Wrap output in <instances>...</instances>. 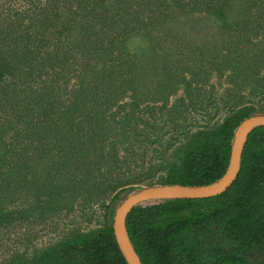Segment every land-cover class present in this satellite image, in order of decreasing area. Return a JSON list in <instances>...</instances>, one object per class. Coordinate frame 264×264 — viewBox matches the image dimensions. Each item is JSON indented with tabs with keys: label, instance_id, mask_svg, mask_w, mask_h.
<instances>
[{
	"label": "trees",
	"instance_id": "obj_1",
	"mask_svg": "<svg viewBox=\"0 0 264 264\" xmlns=\"http://www.w3.org/2000/svg\"><path fill=\"white\" fill-rule=\"evenodd\" d=\"M213 77L227 114L189 131L184 106L211 115ZM258 113L264 0H0V231L103 209L86 231L19 238L0 264H128L113 232L128 193L217 180ZM126 228L142 264H264V126L222 193L141 203Z\"/></svg>",
	"mask_w": 264,
	"mask_h": 264
},
{
	"label": "rangeland",
	"instance_id": "obj_2",
	"mask_svg": "<svg viewBox=\"0 0 264 264\" xmlns=\"http://www.w3.org/2000/svg\"><path fill=\"white\" fill-rule=\"evenodd\" d=\"M211 84H214V88H210L212 91L211 99L209 101V107L211 108V115H207L206 111L196 106L195 104L187 102L184 106L185 111V124L189 131H194L198 125H203L208 122L221 121L227 114V108L223 102V87L217 84L216 77L211 79ZM209 87L204 86L199 89V94L202 95L208 91ZM185 95L184 89H179L176 94L170 97L168 107L177 103L181 96ZM188 100V99H187ZM160 104V103H159ZM183 111V109L181 108ZM183 111V112H184ZM167 137H171V134L175 137L173 141H177L179 136L175 130L174 122L168 121ZM102 206L93 204L82 208L77 206L74 211L70 213L61 212L55 216L50 217L44 222H33L29 229H25L24 226H16L9 229L0 231V261L8 256L9 251L17 248L19 244V238L30 237L32 238L31 244L40 246L50 242L51 240L58 239L61 235H65L72 229L88 230L97 226L98 221L103 219Z\"/></svg>",
	"mask_w": 264,
	"mask_h": 264
},
{
	"label": "water",
	"instance_id": "obj_3",
	"mask_svg": "<svg viewBox=\"0 0 264 264\" xmlns=\"http://www.w3.org/2000/svg\"><path fill=\"white\" fill-rule=\"evenodd\" d=\"M264 126V113L254 114L242 120L234 130L231 154L225 173L217 180L203 185L155 184L135 189L118 205L113 217V232L118 246L128 264H142L126 228L128 213L133 207L151 200L194 199L222 193L234 181L240 171L242 151L249 133Z\"/></svg>",
	"mask_w": 264,
	"mask_h": 264
}]
</instances>
